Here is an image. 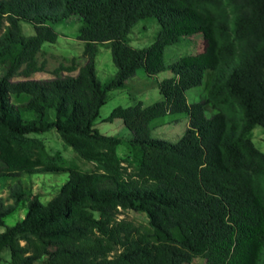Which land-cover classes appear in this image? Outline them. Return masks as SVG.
Listing matches in <instances>:
<instances>
[{
  "label": "trees",
  "instance_id": "16d2710c",
  "mask_svg": "<svg viewBox=\"0 0 264 264\" xmlns=\"http://www.w3.org/2000/svg\"><path fill=\"white\" fill-rule=\"evenodd\" d=\"M70 17L80 21L84 63L29 78L46 70L42 45L55 43L54 25ZM142 19L158 29L138 49L128 34ZM196 33L210 41L213 63L192 55L163 63L167 46ZM103 44L115 67L106 81L95 70ZM0 67V177L16 178L13 202L0 198V227L26 197L19 177L67 174L48 201L33 194L23 218L0 231V262L6 252L8 264H264V152L250 137L264 127V0H0ZM138 70L171 76L158 84L160 101L116 106L105 119L129 132L121 158L123 137L94 123L109 91ZM209 70L205 99L189 103L186 91ZM176 113L188 117L176 141L150 135L152 120ZM50 129L95 168L52 164L44 143L28 136ZM124 210L144 213L147 224L118 218Z\"/></svg>",
  "mask_w": 264,
  "mask_h": 264
},
{
  "label": "rangeland",
  "instance_id": "374dc122",
  "mask_svg": "<svg viewBox=\"0 0 264 264\" xmlns=\"http://www.w3.org/2000/svg\"><path fill=\"white\" fill-rule=\"evenodd\" d=\"M80 21L77 17H70L58 24L54 28L58 32V38L55 43L45 42L42 45V51L39 53V60L45 59L46 70L33 73L29 78L45 79L53 77V69L60 63L69 65L74 59L77 66L84 63L83 42L77 38ZM26 32H31L28 25H23ZM158 25L154 19H142L136 22L128 34L129 44L134 48L142 49L150 45L154 39ZM184 55H192L198 60L207 63L215 61L210 41L201 33L183 37L180 42L169 45L163 52L162 61L168 65ZM95 70L100 80L106 81L115 73V67L111 59V52L106 44L100 45L95 57ZM75 71L66 72L64 75H74ZM4 74V69L0 67V76ZM171 76L169 70L148 76L143 70H138L136 75L126 82L121 88L109 91V97L100 108L99 116L95 120L94 128L100 133L112 134L123 137V142L116 148L119 157L125 158L127 155V137L129 132L123 126L119 119L105 121L109 113L116 106L128 107L136 103L143 106L151 105L162 99L158 84L164 78ZM212 77V71L209 70L204 75L200 86L190 88L186 91V98L189 103L205 99ZM23 79L15 77L13 80ZM28 99L26 95L16 97L11 95V102L23 103ZM206 114L209 116L215 112L210 105L205 106ZM47 119L54 118L53 110L49 109ZM188 124V117L185 113L168 114L154 119L150 122V135L153 138H160L168 141H176L184 132ZM30 137L41 140L51 157L52 164L67 166L70 163L77 164L82 170H93L95 164L87 161L77 155L69 146L64 144L55 129L45 132L30 133ZM250 137L255 146L264 152V127L256 125L250 132ZM5 165L0 161V171H3ZM67 178V174H32L19 177L26 189V197L15 208V210L4 218L5 226L13 225L16 221L23 218L26 211V204L29 198L36 194L42 202L48 201L56 192L59 185ZM16 181L13 177H0V198L6 203H12L9 196V188ZM118 218H124L136 225H146L147 217L144 213L134 210H124L118 215ZM5 226L0 227L3 231ZM9 257L6 252L2 254L0 264H8ZM183 264H205V259L196 257L189 263Z\"/></svg>",
  "mask_w": 264,
  "mask_h": 264
}]
</instances>
